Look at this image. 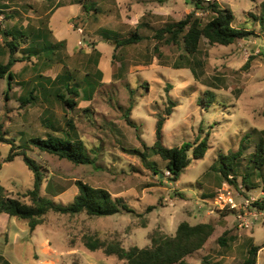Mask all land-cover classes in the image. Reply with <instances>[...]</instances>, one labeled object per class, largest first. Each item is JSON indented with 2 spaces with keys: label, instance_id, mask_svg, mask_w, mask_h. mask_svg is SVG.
<instances>
[{
  "label": "rangeland",
  "instance_id": "obj_1",
  "mask_svg": "<svg viewBox=\"0 0 264 264\" xmlns=\"http://www.w3.org/2000/svg\"><path fill=\"white\" fill-rule=\"evenodd\" d=\"M76 1L0 0L3 11L0 63L8 60L1 35L5 29L16 36L20 32L26 35L17 40L20 48L43 33L39 41L42 46L65 42L64 47L53 50L55 55L47 50L40 59L16 62L11 68L15 74L14 86L7 93V99L6 78L0 80V125L2 136L9 139L8 143L0 142V186L6 190L7 197L29 203L24 195L33 186L32 172L21 156L13 157L11 162L4 160L9 154L19 153L26 136L44 137L47 108L61 126L66 119L72 121L77 138L94 162L74 165L36 148H28V157L40 166L44 175L41 194L66 204L78 193L75 182L81 181L106 190L113 198H121L133 212L105 217L49 212L32 231L26 221L1 214L0 261L8 264H126L101 250H88L83 237L94 235L107 243L117 239L125 249L143 248L149 246V235L154 230L174 235L178 224L187 221L190 224L208 222L215 228L204 248L186 257L188 264H242L250 243L258 247L264 245V218L259 216L254 220L253 216H247L249 226L239 228L234 215L221 216L217 212L221 210L217 209L212 212L209 202L223 184L232 186L221 177L220 162L222 156L237 153L239 149L242 155L236 169L237 183L241 193L246 194L239 185L240 175L250 166L248 156L254 148L253 144L243 142V138L253 129L264 130L262 0H201L199 7L204 10L195 8L197 0H81L91 8L89 11ZM212 2L229 8L235 16V26L253 34L229 46H212L202 39L197 56L199 66L193 68L174 69L183 53L180 47L158 45L159 53L151 56L157 42L153 36L155 28L177 22L189 13L206 21L211 15L207 8ZM101 29L116 31L122 36L137 30L145 38L137 45L114 52V47L102 40ZM122 62L127 68L119 77L114 72L120 69ZM63 66L80 80L87 73H102V84L91 100L83 101L85 98L80 97L76 112L57 103L43 105L39 101L20 108L21 87L33 86L38 74L55 79ZM20 80L31 83L19 88L15 83ZM206 91L214 94L211 103L206 101ZM169 100L176 106L165 116L163 145L170 148L205 138L208 141L203 159L193 160L176 182L168 179L165 163L152 151L156 117L165 114ZM130 106L129 119L133 127L124 118ZM142 153H145L144 158ZM151 167H157L164 176L154 174ZM257 182L262 186L263 181ZM47 183L54 195L45 191ZM260 190L249 194L258 196ZM260 210L249 209L252 213ZM224 231L235 237L229 249H222L216 241ZM256 264H264V246L257 252Z\"/></svg>",
  "mask_w": 264,
  "mask_h": 264
},
{
  "label": "trees",
  "instance_id": "obj_2",
  "mask_svg": "<svg viewBox=\"0 0 264 264\" xmlns=\"http://www.w3.org/2000/svg\"><path fill=\"white\" fill-rule=\"evenodd\" d=\"M76 3L81 4L82 8L86 11L91 9L85 6L81 0H77ZM200 4L201 0L194 2L195 8L197 10H204V8L199 7ZM207 10L211 15L206 21L196 16L195 13H189L177 22L166 23L155 28L153 36L157 42L155 43L152 51L153 55L151 56L159 53V46L173 45L180 47L183 51L179 55L178 61L175 62L174 69L184 67L193 68L194 66H199L197 56L200 55V42L202 39H205L212 46H229L237 40L246 39L253 34V31L235 26V16L229 8L221 7L217 2H212L208 5ZM94 11L98 12L97 9H94ZM261 11L262 17H260V21L264 22V0L261 2ZM0 12L2 13L3 11L0 10ZM100 34L104 42L110 43L114 47V52L120 48L137 45L143 42L145 38L137 30H133L127 36H122V33L109 29H101ZM1 35L8 53L7 62L0 63V80L6 78L7 81L4 92L6 99L8 98L7 93L12 89V82L14 80V74L11 68L16 62L26 61L31 58L40 59L47 50L52 51V54L55 55L57 48L64 47L65 45V42L61 41L57 43H44L42 46L39 44L41 40L39 35L35 40H31L26 47L20 48L17 40L26 35L20 32L16 36L15 33L9 32L6 29L1 32ZM42 37H44V33ZM53 50L55 51L53 52ZM261 54L264 57V52ZM16 56L20 59L17 60ZM112 57L115 58V54ZM150 59L146 64L149 63ZM126 68L125 63L122 62L120 69H116L117 71L114 72V75L122 77ZM101 76L102 73L97 71L95 75L90 73L85 74L80 80L66 66H63V70L55 79L38 74L35 76L34 87L32 89H29V87L24 89L26 93L19 97L20 108L28 105H36L39 102L43 105L45 103L48 105L57 103L58 105L64 106L68 111L76 112L79 98H85L82 99L83 101L91 100L99 84H102L100 83ZM28 83L30 85L31 81H23L20 84L28 86ZM80 91L83 92L82 96H80ZM133 92L131 90L130 94L133 95ZM204 95L208 103L213 101L214 94L212 92L206 91ZM206 101L203 100V102ZM175 106L176 103L169 100L165 114L157 115L155 142L152 146L153 154L165 163L164 172L168 174V179L172 182L178 181L181 173L193 160L203 159L208 150V141L206 138L199 140L197 143L184 142L179 146L170 148L163 145L162 128L165 116H169ZM131 108L132 106L128 108L124 114V118L126 123L133 127L134 125L129 119ZM82 111H85V109H82ZM44 112L45 115L48 114L46 119L43 120V126L46 129L44 137H38L36 135L26 136L20 146L21 150L19 153L9 154L4 160V162H11L13 157L21 156L27 168L32 172L33 186L24 195V197H28L29 203L7 197L5 194L6 190L0 186V215L5 214L10 218L26 221L28 228L32 231L42 223L44 216L49 212L69 216L86 214L89 217L112 216L122 212L132 213L133 211L121 198H113L106 190L93 188L81 181L75 182L78 193L71 202L66 204L56 202L51 197L41 194L44 175L42 174L40 166L28 157V148H36L41 152L65 159L74 165H89L94 162V159L86 150L83 142L77 138L76 127L72 121L66 119L64 126H61V123L56 121L55 115L50 109L45 108ZM2 134L0 125V142L8 143L7 140L9 139L3 137ZM20 135L24 134L20 133ZM11 142L9 144L14 146ZM243 142L253 144L254 148L253 152L248 156L250 166L244 174L240 175L241 182L239 185L242 186L243 191L247 194H244V196H248L250 191L257 189L264 190V130L253 129L250 133L245 134ZM241 155L242 149H239L237 153L222 156V161L220 162L221 177L226 179L235 188H238L236 169L239 166L238 160ZM142 156L144 158L145 153H142ZM1 164L0 162V167ZM151 169L154 174L164 176V173L157 167H151ZM257 180L263 181L262 186H260ZM51 189L52 187L47 183L45 191L54 195V193H51L53 192ZM236 190L240 191L239 188ZM214 196L212 195V197ZM252 207L254 209H264V206L258 203H254ZM217 212H220L221 216L232 214L236 217L237 214V211L227 209ZM214 230L215 228L212 223L190 224L187 221H183L178 224L174 235H166L158 230L151 232L149 235V246L143 248L132 246L125 249L121 247L117 239L107 243L94 235L84 236L83 244L90 251L101 250L107 256H115L126 264H188L185 260L186 257L202 250L214 233ZM234 240V236L224 231L216 241L222 249H229V243ZM262 247L250 243L242 264H256L257 252ZM2 264L8 263L3 261ZM72 264L78 263L73 262Z\"/></svg>",
  "mask_w": 264,
  "mask_h": 264
},
{
  "label": "built area",
  "instance_id": "obj_3",
  "mask_svg": "<svg viewBox=\"0 0 264 264\" xmlns=\"http://www.w3.org/2000/svg\"><path fill=\"white\" fill-rule=\"evenodd\" d=\"M0 12V22L3 18ZM224 186L218 190L209 202V210H235L237 211L236 220L239 228L247 227V216H253L254 220H257L259 216L264 218V209L259 213H252L249 211L254 203H258L264 206V190H260L258 196L248 195L244 196L241 191L236 190L233 186L223 184Z\"/></svg>",
  "mask_w": 264,
  "mask_h": 264
},
{
  "label": "crops",
  "instance_id": "obj_4",
  "mask_svg": "<svg viewBox=\"0 0 264 264\" xmlns=\"http://www.w3.org/2000/svg\"><path fill=\"white\" fill-rule=\"evenodd\" d=\"M38 34V33H37ZM36 34V35H37ZM36 35H34V36H36ZM37 36H39V35H37ZM40 37H41V39H42V34H40ZM8 55V54H7ZM14 74V73H13ZM35 78V77H34ZM14 79H15V74H14ZM14 81V80H13ZM23 81H18L17 83H15V84H17V85H15V86H19V88H20V83H22ZM25 82V81H24ZM14 86V82H12V87ZM34 87V85L33 86H31V87H29V89H32ZM21 89V94H20V96H22V95H24L25 93H26V91L24 90V88L22 89V87L20 88ZM12 90V89H11ZM19 96V97H20ZM18 97V98H19Z\"/></svg>",
  "mask_w": 264,
  "mask_h": 264
}]
</instances>
